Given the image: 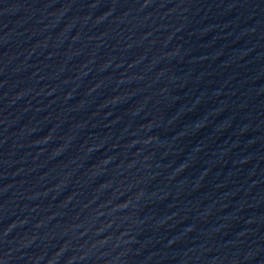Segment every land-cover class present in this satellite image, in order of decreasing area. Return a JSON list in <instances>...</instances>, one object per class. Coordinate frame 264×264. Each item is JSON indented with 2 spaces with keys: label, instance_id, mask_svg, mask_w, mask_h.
I'll list each match as a JSON object with an SVG mask.
<instances>
[{
  "label": "water",
  "instance_id": "1",
  "mask_svg": "<svg viewBox=\"0 0 264 264\" xmlns=\"http://www.w3.org/2000/svg\"><path fill=\"white\" fill-rule=\"evenodd\" d=\"M0 264H264V0H0Z\"/></svg>",
  "mask_w": 264,
  "mask_h": 264
}]
</instances>
